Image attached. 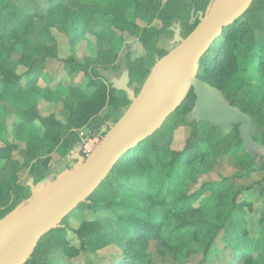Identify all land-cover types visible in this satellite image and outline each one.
<instances>
[{
	"label": "trees",
	"instance_id": "16d2710c",
	"mask_svg": "<svg viewBox=\"0 0 264 264\" xmlns=\"http://www.w3.org/2000/svg\"><path fill=\"white\" fill-rule=\"evenodd\" d=\"M28 1L30 4L26 0H0V114L7 113L10 103H36L48 97H61L57 91L38 83L41 65L55 57L49 45L53 41L52 28L66 31L72 39L90 33L100 41L113 34V29L130 33L137 29L135 20L125 15L128 5L123 0ZM134 6L147 8L137 2ZM101 18L104 20L100 21ZM19 66L28 72L17 73ZM197 76L219 88L232 105L248 113L255 127L264 125V107L254 100L264 95V0H253L242 16L223 28L199 59ZM115 91L105 81L96 80L92 89L80 92L75 102L66 97L63 103L68 113L64 126L74 132L88 125L107 104L116 100ZM194 101L195 94L190 89L172 115L184 120ZM27 111L22 112L26 122L22 120L19 124L26 126V138L22 140L27 149L49 152L58 147L62 142L61 130L46 125L41 135L30 134L27 130L36 115ZM190 125V138L181 151L168 155V134L161 131L162 126L126 152L87 201L80 204L94 211L125 207L123 213L117 214L125 222V232H118L108 218L83 220L71 229L80 240V247H76L69 244L67 231L61 226L40 239L25 264H48V256L58 252L70 260L87 246L108 244L118 247L115 264H151L150 241H155L161 250L181 253L195 248L203 257L207 256L227 217L244 212V206L252 207L244 200L238 201L245 188H237L228 178L216 185H204L211 190L209 203L193 206L198 194L187 195V179L191 174L207 173L216 158L229 156L245 167L250 164V157L243 150L237 125L229 126L233 133L229 141L222 134L223 128L203 122ZM204 127L209 129L208 135ZM12 148L16 145L0 146V159ZM48 160L49 156L44 164ZM16 171L14 166L6 168V172L0 167V207L12 197L18 180ZM127 178L137 182L124 184L122 181ZM20 187V191L25 188ZM3 215L0 209V218ZM241 227V236L237 237L243 244L236 242L232 246L227 264H264L260 246L246 238L247 231ZM44 243L47 250L41 251Z\"/></svg>",
	"mask_w": 264,
	"mask_h": 264
},
{
	"label": "rangeland",
	"instance_id": "374dc122",
	"mask_svg": "<svg viewBox=\"0 0 264 264\" xmlns=\"http://www.w3.org/2000/svg\"><path fill=\"white\" fill-rule=\"evenodd\" d=\"M123 1L126 6L128 5L126 17L135 20L137 24L135 32L113 29V34L100 41L90 33L72 39L66 31L61 32L52 28L53 41L49 45L50 52L54 53L55 57L41 65L43 70L38 75V83L57 91L61 97H48L36 103H10L7 113L0 114V146L7 143L16 145V148H12L0 159V167L6 172V168L14 166L17 168L18 176L17 185L11 192V199L0 207L4 214L29 196L30 191L26 182L30 176L34 181L40 180L71 167L74 163L71 159L72 151L80 145L81 140L88 134L103 135L129 104L127 94L115 89L116 100L107 104L88 125L72 132L64 126L68 113L63 103L64 99L70 97L75 102L79 98V93L90 91L96 80H103L111 86L110 80L119 78L125 70L129 72L130 87L139 90L155 60L173 47L171 28L174 24H180V33L185 36L198 22V12H204L209 2V0ZM134 2L143 4L147 8H136ZM26 3L30 4L28 0ZM102 20L104 19L101 18L100 21ZM13 56L16 57L17 54ZM26 72L27 69L22 66L17 68L19 74ZM24 78L26 81L27 77ZM254 100L264 107V95H259ZM26 109L29 110L27 112L30 115H36L31 120V129L27 131L30 134L41 135L46 125L59 128L62 142L58 147L49 152L45 149H27L26 143L22 140L26 138V126H19L24 118L22 112ZM193 122L195 121H189L186 115L184 120L178 115H172L165 121L161 131L168 134V155L184 148L191 134L190 123ZM204 133L208 135L209 129L204 127ZM222 134L228 138V141L233 135L229 127L223 128ZM156 138L158 139L159 136L156 135ZM252 139L263 144V124L255 127ZM246 154L250 157V164L245 167L229 156L216 158V163L207 173L191 174L188 177L185 192L187 195L198 194L192 203L193 206L208 204L211 190L204 185H216L223 178H228L237 188H245L238 196V201L244 200L250 203L252 208L244 206V212L236 214L233 211L235 214L227 217L224 228L218 230L217 237L205 257L195 248L175 253L168 249L161 250L155 241H150L148 249L151 254V264H227L232 246L236 242H239L238 245L243 244L242 239L237 237V235L241 236L239 229L242 228L241 226L247 231L246 238L253 240L264 253V156H259L254 161L247 152ZM47 156L49 160L44 164ZM166 159H169V156ZM122 182L135 184L137 180L127 178ZM21 185L25 186L23 191H20ZM124 208L113 207L94 211L82 205L78 206L62 222V227L67 231L69 244L80 247V240L71 229L77 228L83 220L108 218L118 232H125L124 220L117 217V214L123 213ZM45 248L46 243L40 247V250H47ZM118 254V247L114 244L101 247L87 246L77 257L70 260L60 252L50 254L48 264H115Z\"/></svg>",
	"mask_w": 264,
	"mask_h": 264
},
{
	"label": "water",
	"instance_id": "95a60500",
	"mask_svg": "<svg viewBox=\"0 0 264 264\" xmlns=\"http://www.w3.org/2000/svg\"><path fill=\"white\" fill-rule=\"evenodd\" d=\"M252 2L209 0L185 36L180 33V24L175 23L171 28L173 47L155 60L139 90L130 87L127 70L110 80L113 89L127 94L128 106L89 155L82 156L77 146L72 151L71 167L38 181L29 177V196L0 218V264H25L40 239L63 226L64 218L87 201L126 152L160 129L190 89L195 101L186 114L189 121L217 128L237 125L242 147L252 160L264 156V145L252 139V117L232 105L219 88L197 76L201 56L223 28L242 16Z\"/></svg>",
	"mask_w": 264,
	"mask_h": 264
},
{
	"label": "built area",
	"instance_id": "2783aa9c",
	"mask_svg": "<svg viewBox=\"0 0 264 264\" xmlns=\"http://www.w3.org/2000/svg\"><path fill=\"white\" fill-rule=\"evenodd\" d=\"M102 137V134H88L80 142V153L86 157L89 155L94 148L98 145Z\"/></svg>",
	"mask_w": 264,
	"mask_h": 264
}]
</instances>
